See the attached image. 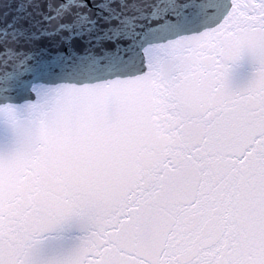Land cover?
<instances>
[{"label": "snow or ice", "instance_id": "6c2138e0", "mask_svg": "<svg viewBox=\"0 0 264 264\" xmlns=\"http://www.w3.org/2000/svg\"><path fill=\"white\" fill-rule=\"evenodd\" d=\"M0 264H264V0H0Z\"/></svg>", "mask_w": 264, "mask_h": 264}]
</instances>
